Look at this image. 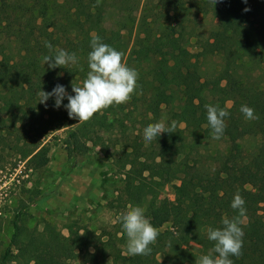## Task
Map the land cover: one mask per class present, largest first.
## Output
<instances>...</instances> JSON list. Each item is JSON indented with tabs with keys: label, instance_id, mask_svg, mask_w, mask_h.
Wrapping results in <instances>:
<instances>
[{
	"label": "trees",
	"instance_id": "trees-1",
	"mask_svg": "<svg viewBox=\"0 0 264 264\" xmlns=\"http://www.w3.org/2000/svg\"><path fill=\"white\" fill-rule=\"evenodd\" d=\"M206 16L216 25L201 40L187 25ZM93 35L137 71V87L126 103L77 121L63 106L54 108L53 98L39 103L40 91L60 84L73 94L72 84L82 85ZM192 38L196 52L186 55ZM45 42L75 53L78 66L49 69ZM213 58L217 68L207 74L203 64ZM205 105L229 115L219 139L224 150L200 160L201 141L216 140ZM241 105L256 118L245 119ZM161 120L174 122V132L146 143L143 128ZM68 126L63 143L69 171L82 164L90 146L103 145L114 133L135 151L124 191L149 199L145 215L158 231L151 253L130 256L111 242L98 249L93 232L74 221L65 224L66 235L48 222L28 228L19 212L0 264H197L214 245L208 229L221 227L223 217H238L230 207L237 193L254 207L239 218L243 247L233 264H264V0H0V151L41 170L48 158L36 142ZM246 140L254 142L252 150H243ZM169 183L173 199L158 200Z\"/></svg>",
	"mask_w": 264,
	"mask_h": 264
},
{
	"label": "rangeland",
	"instance_id": "rangeland-1",
	"mask_svg": "<svg viewBox=\"0 0 264 264\" xmlns=\"http://www.w3.org/2000/svg\"><path fill=\"white\" fill-rule=\"evenodd\" d=\"M191 20L187 30L195 28L196 36L201 40L206 39L216 25V20L211 16ZM195 41L192 38L191 45L183 50L186 55L196 52ZM131 42L130 39L129 46ZM217 65V59H208L202 69L210 74ZM72 127L55 130L36 142L39 145L37 151L48 158V164L41 170H31L25 161H18L16 153L0 151V259L12 232L10 222L19 212L23 214L24 224L28 228L40 229L42 222H48L66 235L65 224L74 221L78 226L93 232L94 245L98 249L111 242L122 251L126 250L127 238L123 242L118 240L124 231L117 217L130 207L144 209L149 200L138 190H132L130 196L124 191L125 173L131 168L129 160L136 156L135 151L126 147L123 141L121 144L119 135L114 133L106 137L103 145L90 146L82 164L69 171L63 141ZM29 138V142H32L31 136ZM201 142L198 149L200 160H205L207 154L225 148L219 140ZM242 146L243 150H252L254 142L246 140ZM171 185L166 184L159 191L158 200L173 199ZM52 192L54 194L49 199L40 201L42 195ZM244 207H254V204L246 201ZM167 227L164 225L160 231ZM189 249L199 253V247L189 246ZM240 258L230 257L235 262Z\"/></svg>",
	"mask_w": 264,
	"mask_h": 264
},
{
	"label": "clouds",
	"instance_id": "clouds-1",
	"mask_svg": "<svg viewBox=\"0 0 264 264\" xmlns=\"http://www.w3.org/2000/svg\"><path fill=\"white\" fill-rule=\"evenodd\" d=\"M219 0H211L215 5ZM248 11L249 9H244ZM91 51L87 56L88 72L82 85L72 84L69 94L63 85L57 84L51 92L40 91L39 103L45 104L49 98L54 99L53 107L61 106L67 111L69 119L88 121L94 114L110 106L126 103L137 87L138 73L135 69L122 62V54L111 46L102 43L100 37L93 35L90 40ZM50 55L43 57L44 65L49 69L78 66V57L61 48L53 49L50 43L45 42ZM66 104H63L64 100ZM206 120L211 129L212 138L219 140L225 130L227 111L216 106L205 105ZM240 112L245 119H254V110L247 105H241ZM174 122L169 126L163 120L150 123L143 128V139L150 143L163 133H173ZM245 201L235 194L230 207L238 213V217L221 219V227L209 228L207 239L214 242L208 254L199 257L197 264H233L230 257H239L243 247L242 218L246 214ZM126 235V251L128 255H148L151 253L150 245L154 244L158 231L146 217L145 211L139 206L130 207L117 217Z\"/></svg>",
	"mask_w": 264,
	"mask_h": 264
}]
</instances>
